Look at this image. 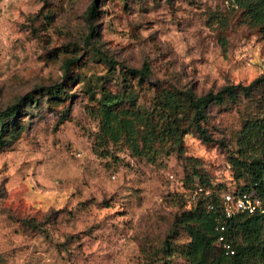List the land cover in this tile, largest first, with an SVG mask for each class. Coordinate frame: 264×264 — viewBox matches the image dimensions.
<instances>
[{
  "label": "rangeland",
  "instance_id": "374dc122",
  "mask_svg": "<svg viewBox=\"0 0 264 264\" xmlns=\"http://www.w3.org/2000/svg\"><path fill=\"white\" fill-rule=\"evenodd\" d=\"M118 62L150 73L138 80ZM263 73L264 38L230 0H0V109L20 104L0 122V264H189L174 222L192 205L176 195L181 177L218 192L241 181L227 158L264 84L209 103V139L181 115L176 143L161 138L156 88L201 94ZM104 91L127 95L119 105L141 120L139 154L99 136Z\"/></svg>",
  "mask_w": 264,
  "mask_h": 264
},
{
  "label": "trees",
  "instance_id": "16d2710c",
  "mask_svg": "<svg viewBox=\"0 0 264 264\" xmlns=\"http://www.w3.org/2000/svg\"><path fill=\"white\" fill-rule=\"evenodd\" d=\"M243 10L248 19L258 25V31L264 38V0H230ZM95 1L90 5L89 13L95 12ZM89 33L94 34L95 26L89 23ZM85 45L94 46V41L87 36ZM71 59H66L65 69H68ZM109 65L115 61L105 57ZM119 65L137 79L148 77L150 69L147 62H142L139 67H128L121 62ZM264 84V73L252 79L247 84L231 83L222 86L217 91H206L195 94L187 88H156V102L159 105L158 115L166 119L168 124L162 131L165 136L161 138L176 143L183 133L179 129L177 120L181 115L187 117L194 132L202 139H209L206 128L201 125L206 115L209 103L221 101L224 97L235 100L237 92L249 93L255 83ZM63 84L57 82L45 89L48 97L57 98L63 90ZM30 94H26L29 96ZM30 97V96H29ZM262 100L259 102L260 113L244 117L236 134V153L230 154L227 161L230 165L235 180H241L232 188L224 190L254 191L264 202V88ZM127 95L104 91L101 93L97 106L92 109L97 117L98 134L105 142L116 143L123 141L131 153L139 154L141 147L147 141V133L138 128L140 119L136 114L128 113L126 108L119 105ZM33 99V98H32ZM20 112L18 102L9 104L0 109V122L12 118ZM179 115V117H178ZM172 123H175L174 126ZM140 141V148H139ZM194 183L205 184L210 187V194L205 198H198L191 206L183 208L175 217L174 222L180 225L187 233L188 240L185 244L184 254L189 264H264V210L251 214L238 212L231 217H224L221 213L217 199L216 184L211 181H190L181 177L183 188L191 187ZM178 198L185 199L180 192ZM182 201V202H183ZM212 203L208 208L207 203ZM184 203V202H183ZM219 225L223 229L219 230ZM222 233L232 248V253L216 241Z\"/></svg>",
  "mask_w": 264,
  "mask_h": 264
},
{
  "label": "built area",
  "instance_id": "2783aa9c",
  "mask_svg": "<svg viewBox=\"0 0 264 264\" xmlns=\"http://www.w3.org/2000/svg\"><path fill=\"white\" fill-rule=\"evenodd\" d=\"M168 177L170 179H174L171 173L168 174ZM181 192L189 202H193L198 198L208 197L210 194V187L205 184L194 183L191 187L182 188ZM217 199L219 202L221 213L226 218L231 217L238 212L251 214L256 211L264 210V202L252 190H221L219 192L217 191ZM207 207L211 208L212 203L208 202ZM221 229H223V225H219V230ZM216 241L225 249L226 252L232 253L233 250L222 233L217 236Z\"/></svg>",
  "mask_w": 264,
  "mask_h": 264
}]
</instances>
